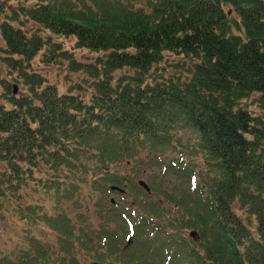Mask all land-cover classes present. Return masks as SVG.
<instances>
[{
  "label": "trees",
  "instance_id": "obj_1",
  "mask_svg": "<svg viewBox=\"0 0 264 264\" xmlns=\"http://www.w3.org/2000/svg\"><path fill=\"white\" fill-rule=\"evenodd\" d=\"M20 1L0 0V216L41 221L55 241L31 235L34 249L0 252V264H78L73 242L107 264H264V115L246 102L264 99V0ZM39 54L87 74L88 98L80 84L60 92L32 66ZM158 164L194 189L146 192L135 178ZM84 186L99 218L92 245L89 215L75 224L63 206ZM126 188L141 191L121 208L110 194ZM29 190L51 211L23 202Z\"/></svg>",
  "mask_w": 264,
  "mask_h": 264
},
{
  "label": "rangeland",
  "instance_id": "obj_2",
  "mask_svg": "<svg viewBox=\"0 0 264 264\" xmlns=\"http://www.w3.org/2000/svg\"><path fill=\"white\" fill-rule=\"evenodd\" d=\"M20 2L28 3L30 0H21ZM16 2H12L11 6L15 8ZM7 10L5 9V13ZM3 18V14L0 13V21ZM36 27L35 24H33L30 21H26L23 24V29L26 31H31ZM63 40V39H62ZM64 44L66 47H70L71 44H73V39H64ZM0 44L3 45V42L0 38ZM70 49V48H69ZM74 54L77 58H80L81 60L89 61L93 56L94 53H91L87 50H74ZM41 54H39L33 61L32 66L38 68L40 73L43 74L49 81L54 82L59 91L63 92L65 91L69 86H75V84H80L84 89L78 90L74 89V92L77 93L82 98L85 99L88 98L87 92L85 88L87 87V83L90 80L87 74L84 73H73L66 69L64 64H52V63H46L45 61H42ZM84 78V79H83ZM13 85L16 88V92L20 89V84H16L14 81ZM13 87V86H12ZM248 107L250 110H252L255 114L264 115V99L262 98V95L260 94H253L246 100ZM176 134L178 135V140L182 145H185L190 140V133L184 130H178L176 131ZM182 146L176 145V148H180ZM169 149V148H168ZM175 153V152H174ZM169 155L170 158H175L176 154ZM192 154V155H190ZM188 155V156H187ZM186 155V162L193 166V170L197 172L198 168L201 165V159L199 155H195L193 153H187ZM174 160V159H173ZM200 164V165H199ZM145 172L142 171V169L138 172L137 177L135 178V181L137 178L143 179L150 187L151 191L153 192V196L157 199L163 198L165 199L166 196H179L183 194L185 191H192V186L189 183V180L186 178H183V176L179 174H175L172 171H168L167 169L164 171V168L160 164L154 165L150 168H144ZM196 175V181L200 182V178ZM89 188L87 186H84L82 188L81 193L78 192L75 193L72 196V200L63 201V206L66 207L65 212L68 216L72 218V222L77 224V221H74V216L76 212L78 211H85L86 214L89 215V219L87 223L89 222V228H90V243L92 245V238L94 239L95 235L97 234V229L99 227V218L96 217V206L95 204V198L96 196L92 195L91 193H88ZM141 191V190H140ZM137 188H126L124 195L121 196L117 192H113L110 195L120 203V207L124 208L128 203L133 204L134 203V196L135 192H140ZM29 194L26 195L23 202H37L45 210L51 211L52 209V202L48 199V196L39 194L38 192H33L31 190L28 191ZM85 194V195H83ZM18 202L22 203V200L19 199ZM94 206V210H93ZM238 211V210H237ZM124 224L123 222L120 223V227L117 232L116 244H121L126 240L132 241L131 236L126 233V230L128 232V229L124 231L123 229ZM75 230H77V227H75ZM34 235L36 237L41 238L43 241L48 240L50 243H53L55 241L54 234L51 232V230L44 225L43 222H39L37 225H30L24 222V219L19 218L18 216H15L12 211L8 212V210L4 211L3 217L0 216V252L10 251L14 256H18L21 252L19 250H22L26 247L29 248V250L34 249L29 241V236ZM129 236V238H127ZM129 245V244H128ZM126 245V246H128ZM56 246V245H55ZM78 243L73 242L71 245V252L72 255L76 258V260L80 264H91L92 259H89L81 250L78 248ZM35 251V250H34ZM113 264H117V262L120 263V257H113ZM100 262V261H99ZM78 263V264H79ZM103 263V262H100ZM107 264V263H103Z\"/></svg>",
  "mask_w": 264,
  "mask_h": 264
},
{
  "label": "water",
  "instance_id": "obj_3",
  "mask_svg": "<svg viewBox=\"0 0 264 264\" xmlns=\"http://www.w3.org/2000/svg\"><path fill=\"white\" fill-rule=\"evenodd\" d=\"M15 88L13 89V92H15ZM138 184L141 185L147 192H149V186L147 185V183H145L143 180L139 179L138 180ZM189 234L190 236L194 237V238H197V233L194 231V230H190L189 231ZM130 241L127 242V244L129 243ZM91 264H101L97 261H92Z\"/></svg>",
  "mask_w": 264,
  "mask_h": 264
}]
</instances>
